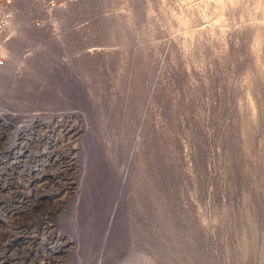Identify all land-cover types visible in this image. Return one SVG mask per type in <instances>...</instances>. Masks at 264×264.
<instances>
[{
  "label": "rangeland",
  "instance_id": "rangeland-1",
  "mask_svg": "<svg viewBox=\"0 0 264 264\" xmlns=\"http://www.w3.org/2000/svg\"><path fill=\"white\" fill-rule=\"evenodd\" d=\"M16 9L0 264H264V0Z\"/></svg>",
  "mask_w": 264,
  "mask_h": 264
},
{
  "label": "built area",
  "instance_id": "built-area-1",
  "mask_svg": "<svg viewBox=\"0 0 264 264\" xmlns=\"http://www.w3.org/2000/svg\"><path fill=\"white\" fill-rule=\"evenodd\" d=\"M74 0H0V69L4 68L9 57V47L13 41V29L15 25V3L30 4L41 10L46 15L61 10Z\"/></svg>",
  "mask_w": 264,
  "mask_h": 264
},
{
  "label": "bare ground",
  "instance_id": "bare-ground-1",
  "mask_svg": "<svg viewBox=\"0 0 264 264\" xmlns=\"http://www.w3.org/2000/svg\"><path fill=\"white\" fill-rule=\"evenodd\" d=\"M13 10L15 11V13L17 12V9H16V3H15L14 6H13Z\"/></svg>",
  "mask_w": 264,
  "mask_h": 264
}]
</instances>
